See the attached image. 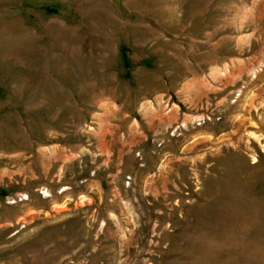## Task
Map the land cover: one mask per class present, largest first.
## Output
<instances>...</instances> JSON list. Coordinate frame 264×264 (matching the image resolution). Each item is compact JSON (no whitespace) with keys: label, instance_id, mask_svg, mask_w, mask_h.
Instances as JSON below:
<instances>
[{"label":"rangeland","instance_id":"374dc122","mask_svg":"<svg viewBox=\"0 0 264 264\" xmlns=\"http://www.w3.org/2000/svg\"><path fill=\"white\" fill-rule=\"evenodd\" d=\"M0 264H264V0H0Z\"/></svg>","mask_w":264,"mask_h":264}]
</instances>
